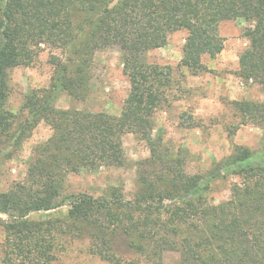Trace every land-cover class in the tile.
<instances>
[{
  "label": "trees",
  "instance_id": "trees-1",
  "mask_svg": "<svg viewBox=\"0 0 264 264\" xmlns=\"http://www.w3.org/2000/svg\"><path fill=\"white\" fill-rule=\"evenodd\" d=\"M237 20L249 26L236 76L264 91V0H0V143L14 135L16 115L5 108L9 71L29 67L45 50L54 67L50 85L25 97L28 117L15 131L20 141L44 123L52 135L35 150L25 181L0 194V212L9 217L0 219V264H51L76 241H87L89 253L109 263L137 264L124 261L119 240L149 264H163L170 254L180 264H264V145L259 151L236 145L208 176L192 175L185 156L165 148L161 131L151 136L173 68L149 64L146 55L185 31L180 66L199 75L207 70L203 56L215 59L224 50L220 25ZM114 46L124 54L131 86L121 115L57 108L62 94L89 96L96 52ZM232 104L242 126L264 131V102ZM127 134L150 147V157L139 163L132 199L120 185L100 197L64 196L70 174L123 167ZM229 175L241 182L227 202L216 205L211 182ZM60 207H66L61 217L31 218Z\"/></svg>",
  "mask_w": 264,
  "mask_h": 264
},
{
  "label": "rangeland",
  "instance_id": "rangeland-1",
  "mask_svg": "<svg viewBox=\"0 0 264 264\" xmlns=\"http://www.w3.org/2000/svg\"><path fill=\"white\" fill-rule=\"evenodd\" d=\"M248 23L237 20L227 21L220 25V35L224 38V52H227L225 63H229L226 73L236 76L234 66L237 58L246 48L248 42L242 36ZM187 32L180 31L172 34L169 38L172 46L160 50L150 51L145 61L149 64L170 66L166 61L176 62L180 59L183 45L186 43ZM169 44V42H168ZM50 52L45 50L29 67H18L8 73V99L5 104L7 111L16 115L12 120L10 135L2 139L0 143V194L7 192L15 183L25 181L28 166L34 158L35 150L45 143L52 135V130L41 123L30 132H26L18 141L19 129L28 117L27 112L22 110L25 97L33 90L46 88L51 83L54 67L50 62ZM54 54L61 56V52L54 51ZM124 54L119 47H109L96 52L93 66V77L91 81V92L84 100H75L72 97L62 94L56 106L59 109H75L85 112H105L110 115L119 116L122 113L124 103L130 93V80L123 72ZM210 58L203 59L207 70L201 72L198 79L189 77L191 72L180 66L179 62L173 68L171 88L168 89L167 102L164 103L153 118V129L151 136H158L162 132L165 148L172 152H180L186 158V169L189 174L207 175L214 169L217 162H213L216 154L220 161L233 152L236 147L235 141L242 142L252 149L261 150L264 145V131L253 124H248L246 130L241 125L242 117L237 107L232 104L229 95L224 92L225 86L214 84L212 78L223 76L220 70L209 69L207 64ZM224 63V64H225ZM213 65V64H212ZM220 67V66H219ZM233 75V76H234ZM200 78V79H199ZM236 83V82H235ZM236 86V84L234 85ZM245 98L251 101L262 100L263 91L255 83H245ZM239 88V87H238ZM186 89H190L187 91ZM235 92V91H234ZM233 96V95H232ZM234 98L239 95L234 93ZM219 100L220 106L210 102L205 108L203 101ZM239 99V98H238ZM241 99V97H240ZM205 106V104H204ZM204 108V109H203ZM200 113L206 115L211 113L213 117L204 119L191 118V114ZM205 112V113H203ZM207 112V113H206ZM214 125L222 126L225 130L224 137L211 135ZM178 127H189L191 132L177 131ZM236 132L229 135L228 131ZM200 128V132L195 130ZM239 130H242L240 138L237 139ZM213 137L218 138V150H214ZM225 139L229 140L227 144ZM245 147V146H244ZM124 149L126 162L123 167H102L99 170H83L79 174H70L64 184L63 194H89L94 197L105 195L109 188L120 185L124 188L126 199H132L137 191V177L139 163L150 157V147L146 139L134 134L124 136ZM253 150V151H256ZM230 153V154H229ZM219 161V162H220ZM208 176V175H207ZM237 176H227L211 182L210 197L214 204L219 205L227 202L232 195V187L240 183ZM66 207H60L50 212H41L31 215L35 220L61 217L65 214ZM0 219L8 221L9 217L0 212ZM5 231L0 226V244L4 241ZM126 243V242H125ZM124 241H118L116 249L123 255L124 261H134L137 264H149L141 257L128 250ZM176 254L167 255L163 264H180ZM51 264H113L98 257L92 256L88 251L87 241H76L67 247L66 251L58 253L57 259Z\"/></svg>",
  "mask_w": 264,
  "mask_h": 264
},
{
  "label": "crops",
  "instance_id": "crops-1",
  "mask_svg": "<svg viewBox=\"0 0 264 264\" xmlns=\"http://www.w3.org/2000/svg\"><path fill=\"white\" fill-rule=\"evenodd\" d=\"M171 44V42H170V40H169V44L167 45V46H172V45H170ZM164 48H166V46L164 47ZM164 48H159L160 50H162V49H164ZM156 50V49H155ZM158 50V49H157ZM182 54H181V56H180V59L177 61V63L176 62H171V61H166V63L167 64H169L170 66H175V65H177L179 62H181V60H182V57H183V51L181 52ZM226 56H227V52H224V50L221 52V54H219L218 55V57L217 58H215V59H210L208 62H210L209 63V65L207 64V66H209L208 68L209 69H214V70H220L219 72H223L224 74H223V76H216V77H214V80H213V78H212V82L214 83V84H219L220 83V86L222 87V86H225L226 87V89L224 90V92L226 93V94H229V95H225V96H229V99L230 100H232V101H251L250 100V98H245V97H242V96H244V94H245V90H246V86H245V83L244 82H242L237 76H235L234 74H231V73H226V71H227V68H229L228 66H229V63H225V62H221V61H224V58H226ZM205 57H207V55H205V56H203V59L205 58ZM225 63V64H224ZM213 64V65H212ZM220 66V67H219ZM234 68H235V70H238L239 69V58H237V63L235 64V66H234ZM234 75V76H233ZM189 77H191V78H193V79H198V76H193V75H190ZM200 79V78H199ZM236 82V83H235ZM236 84V86H234ZM259 86V85H258ZM239 87V88H238ZM260 88V90L261 91H263V89L261 88V87H259ZM187 91H189L190 89H186ZM236 92V94H238L239 95V99L238 98H234L233 96H234V93ZM233 95V96H232ZM240 97H241V99H240ZM210 102H213V104H217V105H219L220 106V102H219V100H214V101H211L210 99L208 100V99H205L204 101H203V107L205 108L207 105H209V103ZM252 102H256V101H252ZM257 102H264V91H263V96H262V100H260V101H257ZM204 104H205V106H204ZM203 108V109H204ZM203 113H205V112H203ZM207 113V112H206ZM191 118H193V120H195V119H204V117L205 118H208V117H213V115H211V113H207L206 115H204V114H202V116L200 117V113H193V114H191ZM204 116V117H203ZM245 127H247V128H249L248 126H244L243 128L246 130L247 128H245ZM177 131L179 132V131H184V132H191L192 131V127H178L177 126ZM200 128H198V129H196L195 130V132L196 133H199L200 132V130H199ZM211 130V135H213L214 137L215 136H217V137H220L221 136V138L222 137H224V135H226L225 133V130L223 129V127L222 126H218V125H214L213 126V128L212 129H210ZM241 132H243L242 130H239V132H237L238 133V135H237V139H239L240 138V134H241ZM213 137V145H214V143L216 144V145H214L213 146V148H214V150H218L219 151V149H218V146H217V140H218V138L216 139V138H214ZM225 141H226V143L228 144L229 143V140H227V139H225ZM235 143L236 144H239L240 146H245L246 148H249V149H251L252 151L253 150H256V149H252V148H250L248 145H245V143L243 144L242 142H239V141H235ZM262 149V148H261ZM257 151V150H256ZM230 154V153H229ZM229 155H227V157H228ZM226 157V158H227ZM220 161V159L218 158V155L216 154V158H214L213 159V162H219Z\"/></svg>",
  "mask_w": 264,
  "mask_h": 264
}]
</instances>
